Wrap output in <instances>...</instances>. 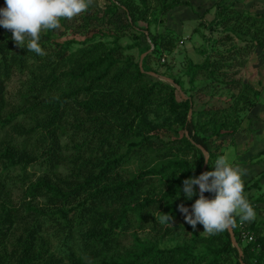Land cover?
Listing matches in <instances>:
<instances>
[{
    "label": "trees",
    "instance_id": "obj_1",
    "mask_svg": "<svg viewBox=\"0 0 264 264\" xmlns=\"http://www.w3.org/2000/svg\"><path fill=\"white\" fill-rule=\"evenodd\" d=\"M149 2L107 0L101 13L87 11L73 31L90 32L81 41L52 40L46 30L40 40L45 56L18 47L12 32L0 27V264H240L227 230L202 234L197 228L203 226L197 224L194 230L179 206L191 212L199 198L197 190L191 200L183 192V181L197 177L203 162L195 144L210 158L204 169L208 172L222 154L221 141L240 127V112L250 109L259 95L228 69L241 65L239 55L248 46L259 47L264 60V36L258 34L264 16L216 3V23L226 32L249 34V28L258 29L241 46L213 47L210 54L202 53L201 61L187 63L182 76L163 71L179 86L182 98L172 85L148 73L154 72L151 60L158 62L163 52L174 48L176 35L151 32L147 24L137 27V22H147L151 9L160 15L189 3L153 0V8ZM114 15L123 21L115 28L150 36L152 48L138 42V36L121 47L114 28L94 31L88 26L104 19L109 23ZM97 34H110L112 40L93 41ZM74 44L83 46L72 49ZM135 47L139 54L145 53L140 65L123 52ZM14 73L25 74L23 90L16 104L4 109L5 82ZM197 76L202 83L195 82ZM213 88L235 91L229 95L230 103L211 96L205 102L194 101L198 91L206 94ZM66 129L71 130L67 137L72 157L68 173L61 176L57 167ZM36 161L41 172L28 173L27 167ZM263 177L264 172L243 181L245 191H259ZM17 183L19 201L13 203L9 187ZM263 193L246 196L254 209L264 202ZM204 195L214 198L210 192ZM163 213L173 219L160 223ZM236 221L252 234L251 241H243L238 226L232 229L241 261L264 264V233L253 222L244 225L239 217ZM47 230L58 239L53 251L42 241ZM142 231L154 237H140ZM126 235L131 239L123 246ZM168 235L178 242L160 245Z\"/></svg>",
    "mask_w": 264,
    "mask_h": 264
},
{
    "label": "rangeland",
    "instance_id": "obj_2",
    "mask_svg": "<svg viewBox=\"0 0 264 264\" xmlns=\"http://www.w3.org/2000/svg\"><path fill=\"white\" fill-rule=\"evenodd\" d=\"M149 1V6L154 8L153 0ZM187 1L189 5H180L174 7L166 13L160 15L157 13L156 9H151L147 13V17L145 19L147 22H137V27H145L147 24V29H149L151 32L155 31L156 33L160 34L167 33L168 35H170L172 32L176 35L174 40V48L168 54L163 52L158 62L151 60L149 63L150 67L154 70L153 73L157 75L182 76L181 72L185 70L187 63L190 61L193 63H198L203 58L201 55L202 53L208 52V54H210L213 47L223 49L231 45L241 46L244 42L250 40V34L254 32V29H258L257 26L249 28V34H243L240 32H226V30L223 29L221 25L216 23V13L219 9L217 6H214L211 0ZM216 1V3H220L221 5H229V7L231 5L232 7L236 8L234 10H236L238 13L250 12L253 15H259L262 12L264 0H247L248 2L246 0ZM106 3L107 0H93L92 5L90 6L91 10L87 11H89L90 14L94 13L93 11L101 13L103 5ZM1 5L2 1H0V8H2ZM119 11L120 10H118V12ZM86 12L80 14L72 20L61 18V27L59 29L50 30V39L62 41L64 39L73 38L75 40L81 41L85 37H89L90 32H81L76 34L73 32L74 27L81 25L80 16L84 15ZM231 15L233 16V13ZM119 18H115L114 15L110 18L109 23L104 19L102 22L89 23L88 26L92 27L94 31H97V29L104 30L106 27L114 28L115 33L117 34L116 43L121 47L129 45L133 40V37L136 38V36H138V42L148 44L150 49L152 48L151 43L149 42L151 38L150 36H141L137 30L127 27L115 28L116 25H120L121 22H123L122 20H119ZM262 29L263 30L258 33L260 36H264V26ZM45 32L46 31L42 32L41 36L44 35ZM225 35L228 37V40L222 39L225 37ZM42 38L43 36L41 39ZM95 40L110 42L112 40V36L110 34H106L105 36L97 34L93 41ZM78 46H83V44H74L72 45V49H76ZM123 52L126 55H131L133 59L135 61L137 60L138 62L140 57H143L145 54H139L136 47L132 49H124ZM239 59L242 61L241 65H234L228 70L234 71V78H238L243 83H246L253 89H256L259 95L254 99V104L250 109H245L240 112L239 115L241 116V123L240 127L237 129L236 135L234 134L232 136L225 137V139L221 141V145H227L223 149L222 153L223 155H228L230 158H233L234 166H240L244 169H247V175L242 176V180H249L250 182L251 180L259 177L261 173L264 172V60L262 58L261 49L257 46H248L246 53L239 55ZM163 71L167 73L163 75ZM153 77L157 78L155 76ZM196 79V83H199L201 80H203L200 76H197ZM24 80L25 74L23 73H14L7 79L5 82L3 96L5 101L4 109H7L10 107V105L17 103L18 94L23 90ZM184 85L187 86V83H184ZM203 92L204 91L200 90V92L198 91V93L194 94V101L199 100L205 102L210 99L209 96H211L212 100L217 98L230 103L229 95L235 91H220L219 89L217 90L213 88L210 91L208 90L206 94ZM208 92H213L214 94L209 95ZM211 101H209V103ZM158 111L161 113L159 109ZM150 116H152V114H150ZM67 119L68 121H71L70 116ZM159 120L160 118L157 119V121ZM69 123L70 122H65L64 124L66 126ZM68 134H71L70 129H66V133H64L62 139L60 140L62 153L57 169L58 174L61 176H65V174L68 173L70 169L69 161L72 157L70 155L72 150L70 146L71 143L67 137ZM153 140L155 143L158 142V139L155 137H153ZM76 141H80V138H78ZM214 163L215 160L212 164H210L209 171L214 170ZM38 166L39 164L36 161L34 164L28 166L26 171L28 173L33 172L37 175L41 172L40 167ZM134 166L135 165L133 163L129 164L126 169L130 171ZM260 184L261 189L259 191H255L253 188H251L245 191L246 196H256L258 193L264 192V177L263 179L261 178ZM9 191L11 201L13 203H17L19 201L20 195L19 183L10 186ZM262 198L264 199V193ZM254 210L256 212V219L251 222L255 223L259 228V231L264 233V202H258ZM249 223L250 222H244V225ZM197 230L202 234H207L204 232L203 227L197 228ZM18 231L19 227L14 228L12 231L13 235H16ZM138 235L145 238L154 237L152 233H147L146 231L139 232ZM130 239L131 238L126 235L124 239L125 244L123 246H127L130 242ZM42 241L44 242V246L49 247L50 251H53L54 247H56L58 244V239L50 236L48 230L42 235ZM176 242H178L176 237L168 235L163 237L159 244L164 247H169ZM8 247L9 245H7V248Z\"/></svg>",
    "mask_w": 264,
    "mask_h": 264
},
{
    "label": "clouds",
    "instance_id": "obj_3",
    "mask_svg": "<svg viewBox=\"0 0 264 264\" xmlns=\"http://www.w3.org/2000/svg\"><path fill=\"white\" fill-rule=\"evenodd\" d=\"M6 7L0 8V27L12 32V40L20 48H27L39 56L47 53L41 47L42 32L61 27V18L72 20L86 12L93 0H4ZM208 159H210L207 156ZM247 169L234 166L233 158L220 155L214 163V170L198 177L183 181V192L191 200L199 187V198L189 208L183 204L179 211L184 214L187 224L195 230L201 224L204 232L218 235L237 227L236 217L241 223L256 219V212L245 194L242 176ZM205 192L214 193L213 199L205 197ZM173 219L163 213L160 223Z\"/></svg>",
    "mask_w": 264,
    "mask_h": 264
},
{
    "label": "water",
    "instance_id": "obj_4",
    "mask_svg": "<svg viewBox=\"0 0 264 264\" xmlns=\"http://www.w3.org/2000/svg\"><path fill=\"white\" fill-rule=\"evenodd\" d=\"M142 55H143V54H142ZM141 57H142V56H141ZM141 57H140V59H141ZM140 59H139V62H138L139 65H140ZM148 73H149L151 76H155V77L159 78L160 80H163V81L169 83L170 85H172V86L178 91V94L180 95V97L185 98V96H184L183 93L181 92L179 86H178L176 83H174V82L172 81L171 78H169V77H165V76H160V75H157V74H155V73H153V72H148ZM189 113H190V110H188V112H187V117H189ZM195 145H196V147H197L198 149H200V151L202 152V155H203V162H202V165H201V168H200V172H199V174H198V176H199V175H201V174L204 172V169H205V166H206V163H207V156H208V155H207V152L204 150L203 147H201V146L198 145V144H195ZM198 176H197V177H198ZM196 190H197V193L199 194V187H198V186H196ZM205 197H206V196H205ZM208 199H209V198H208ZM227 233H228V236H229V241H230L231 246L234 247V248L236 249V252H237V255H238V261H239V263H240V264H244V263L241 261L242 252H241L239 246L237 245V242H236V240H235V238H234V235H233V233H232V229L227 230Z\"/></svg>",
    "mask_w": 264,
    "mask_h": 264
},
{
    "label": "built area",
    "instance_id": "obj_5",
    "mask_svg": "<svg viewBox=\"0 0 264 264\" xmlns=\"http://www.w3.org/2000/svg\"><path fill=\"white\" fill-rule=\"evenodd\" d=\"M262 14L264 16V1H263ZM237 226H238V229H239V236H240L241 240H243V241H251L252 240V234L250 232H248L247 230H244V228L242 227V225L240 223H238Z\"/></svg>",
    "mask_w": 264,
    "mask_h": 264
},
{
    "label": "crops",
    "instance_id": "obj_6",
    "mask_svg": "<svg viewBox=\"0 0 264 264\" xmlns=\"http://www.w3.org/2000/svg\"><path fill=\"white\" fill-rule=\"evenodd\" d=\"M246 1H247V0H246ZM211 2H212V3L214 4V6H215V4H216L217 1H216V0H211ZM243 2H245V1H243ZM247 2H248V1H247ZM247 4H249V3H247ZM209 5H210V4H209ZM236 133H237V132L233 133L232 135H234V134L236 135ZM232 135H228L227 137L232 136ZM231 144H232V143H231ZM225 146H227V145H223V149L225 148ZM222 152H223V151H222ZM222 155H223V153H222Z\"/></svg>",
    "mask_w": 264,
    "mask_h": 264
}]
</instances>
